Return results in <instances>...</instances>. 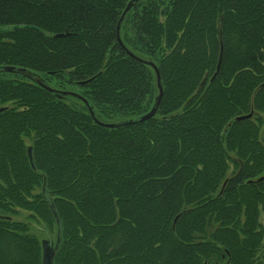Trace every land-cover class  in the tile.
<instances>
[{
	"label": "trees",
	"instance_id": "1",
	"mask_svg": "<svg viewBox=\"0 0 264 264\" xmlns=\"http://www.w3.org/2000/svg\"><path fill=\"white\" fill-rule=\"evenodd\" d=\"M131 1L0 0V67L100 122L163 86L108 128L0 72V264L57 242L45 182L54 264H264V0H139L120 42Z\"/></svg>",
	"mask_w": 264,
	"mask_h": 264
},
{
	"label": "water",
	"instance_id": "2",
	"mask_svg": "<svg viewBox=\"0 0 264 264\" xmlns=\"http://www.w3.org/2000/svg\"><path fill=\"white\" fill-rule=\"evenodd\" d=\"M138 1L139 0H132L128 4L127 8L125 9V11H124V13H123V15H122V17L120 19V22H119V25H118V39H119L120 42H122L121 35H120L122 22H123V20H124V18L126 16V14L131 10V8L134 6V4L136 2H138ZM5 30H6L5 28H0V32H3ZM58 36H63V35H58ZM130 54L133 55L131 52H130ZM223 55H224V46L222 45L221 54H220V61H219V65H218V71L220 70V67H221V64H222ZM144 63L152 66L155 69L156 74H157V81H158V87H159L160 93H159V95L156 98L155 104H154L152 109L147 114H145V115H143V116H141L139 118L130 119V120H126V121H120V122H116V123H103V122H100L97 119L96 115H95L93 107L90 105V103L85 98H83L81 95L76 94L74 92L60 91V90H56V89H53V88L49 87L48 85H46L45 83L42 82V79L40 78V76L37 73H35V72H31L29 70H26V69H23V68H16V67H0V72L16 73V74L23 75V76H25V77H27L29 79H34L37 83L41 84L44 88H46L50 92H53V93H55V94H57V95H59L61 97L62 96H74V97H77L78 99L82 100L86 104V106L89 109L90 114L92 115V117L99 124H101V125H103L105 127H108V128H117V127H120V126H126V125H131V124L147 121V120L151 119L152 117H154L157 114V112H158V109H159V106H160V103H161V100H162V97H163V86L161 84V76H160L159 68L152 61H144ZM3 110H4V108H0V112L3 111ZM252 116H253V113L249 114V115H246V116L238 117L237 120L249 119ZM29 157H30V163H31L32 167H35L32 148L29 149ZM263 180H264V176L259 179V181H263ZM43 189H44V191H43L44 192V196L46 197L47 201L49 202L51 210L53 211V213H54V215H55V217L57 219V223H58V239H57V242H55L54 239L52 238V236L50 235L48 229L46 227L42 228V231L46 235V238L42 241V246H43L42 264H54L55 255H56V253H57V251L59 249L60 242H61L62 225H61V221H60L59 215L57 213L56 207L54 205L53 199H52L51 195L49 194V192L47 190V183L46 182L44 184V188Z\"/></svg>",
	"mask_w": 264,
	"mask_h": 264
},
{
	"label": "rangeland",
	"instance_id": "3",
	"mask_svg": "<svg viewBox=\"0 0 264 264\" xmlns=\"http://www.w3.org/2000/svg\"><path fill=\"white\" fill-rule=\"evenodd\" d=\"M66 90L71 91V92H73V91L76 92L77 88L75 86H68L66 88ZM119 120H121V119H119L118 117H116L112 121H113V123H116V122H120ZM261 138L264 140V126H263V129H262ZM261 222H262L263 227H264V215H262Z\"/></svg>",
	"mask_w": 264,
	"mask_h": 264
}]
</instances>
